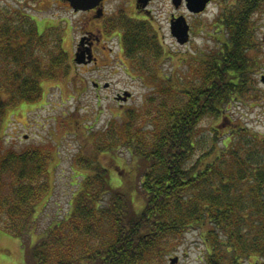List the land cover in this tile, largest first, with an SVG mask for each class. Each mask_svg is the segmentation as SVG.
<instances>
[{
    "label": "trees",
    "instance_id": "16d2710c",
    "mask_svg": "<svg viewBox=\"0 0 264 264\" xmlns=\"http://www.w3.org/2000/svg\"><path fill=\"white\" fill-rule=\"evenodd\" d=\"M245 1L227 21L231 35L224 44L194 57L200 62L194 80L161 75L158 61L164 50L158 36L136 22L128 28V55L140 71L150 72L153 90L146 106L142 114L129 111L105 130L89 131L96 153L79 156L77 163L93 174H83L70 211L36 238L37 205L51 190V156L40 147L0 156V225L22 240L26 264H156L192 229L207 245L205 264L262 263L264 139L246 135L239 145L215 128L209 135L199 129L204 115L218 120L230 103L253 94L251 14L264 0L251 9ZM5 5L0 6V115L22 101H40L42 82L71 70L62 28L48 24L41 31L33 16ZM149 56L154 65L147 69ZM143 121L149 127H141ZM122 147L136 162L123 173L135 177L130 187L114 188L113 167L96 156L119 159ZM5 173L13 178L7 193L1 188ZM136 188L143 193L139 206L131 196Z\"/></svg>",
    "mask_w": 264,
    "mask_h": 264
},
{
    "label": "rangeland",
    "instance_id": "374dc122",
    "mask_svg": "<svg viewBox=\"0 0 264 264\" xmlns=\"http://www.w3.org/2000/svg\"><path fill=\"white\" fill-rule=\"evenodd\" d=\"M121 1L113 0V3L109 5L113 14ZM168 1L155 0V6L152 7L154 27L147 26V31L150 30L149 35L156 34L154 28H157L162 34L161 40H164L165 50L163 48L164 54L159 58L158 71L160 70L161 75L172 73L175 76L194 80L200 68L199 58L194 57L196 54L203 56L207 52L212 53L211 50L216 46L215 40L208 39L213 30L206 27V30L198 36L195 35V42L189 48L178 47L169 34ZM5 4L20 10L21 13L33 16L41 31L48 24L62 28V45L68 53L71 64V70L65 74L66 76L60 72L58 79H48L42 82L43 96L40 101L29 103L22 101L13 107H7L5 113L0 115V156L10 150L22 151L33 147L46 148L51 156L48 167L51 190L49 196L44 195L37 205L38 220L33 230V236L36 238L43 234L57 218L63 217L70 211L74 194L80 187L83 174H93L92 170H86L77 163L79 156H93L96 153L93 147L94 138L91 134L88 135L89 131L105 130L112 121L123 120L126 112L129 111H138L142 114L146 106V98L153 88L149 85L152 83L151 77L149 78L150 72L140 71L138 63L128 55L127 49L126 51L119 50L115 42L110 43L113 46V52L107 54V58L102 59L100 65L89 66L76 63L74 58L77 52L81 51L77 50L81 39L79 19L83 17L76 14L68 2L62 0H38L37 2L0 0V6L5 7ZM216 11L217 7L210 6L199 19L203 18L205 24H211ZM263 23L264 14L257 22L258 27ZM196 28L200 32L199 24ZM150 41L158 46L157 39L154 40L151 37ZM105 56L103 55V58ZM250 56H255V52L251 50ZM147 63L149 65L147 69L152 68L153 58L149 56ZM262 67L261 65L258 68L255 67L254 71L257 75L255 74L254 77L253 94L228 105L229 109L225 113L233 123L226 118V115L218 120H214L211 115H204L199 128L201 135H209L215 128L220 136L231 135L233 141L239 142V145L241 143L239 140H246V135L251 138L255 136L259 140L264 139V84L259 82V75L264 71ZM93 80L100 81L101 88L97 89ZM105 82L110 85L103 86ZM123 90L130 91L132 94L131 99L129 96L123 102L126 104L125 107L120 106V101L115 97ZM148 123L150 124L149 121H143L141 127H149ZM235 135L236 138H234ZM220 146L224 147L221 141ZM118 154L119 159L113 154L112 156L99 154L96 157L101 159L103 164L107 163L106 165L113 167L110 173L114 188L128 186V183L130 187L135 173L124 174L123 172H127L136 162L133 161L131 152L125 147H122ZM123 175H129V178L127 176L124 178ZM12 184V176L5 173L2 176L1 188L4 186L3 190L7 193ZM132 193L131 196L136 206H139L142 203L143 193L137 188ZM109 196L110 194H107L104 204ZM206 250L207 245L202 240L201 232L192 229L184 234L175 250L162 257L156 264H173L171 259L175 257L177 258L175 264H205ZM254 259L252 263H255ZM260 259L262 263L259 264H264V256ZM0 264H26L22 240L10 234L1 225ZM244 264L250 263L246 260Z\"/></svg>",
    "mask_w": 264,
    "mask_h": 264
},
{
    "label": "flooded vegetation",
    "instance_id": "af4514ba",
    "mask_svg": "<svg viewBox=\"0 0 264 264\" xmlns=\"http://www.w3.org/2000/svg\"><path fill=\"white\" fill-rule=\"evenodd\" d=\"M155 0H122L120 5L117 6L116 12L113 14L109 9V5L113 3V0H102L99 5L89 10H79L76 14L83 17L79 19V26L81 27V39L79 40L77 50H81L83 53L81 58L83 62L80 65H100L102 59L107 58V54L113 52V46L111 42H115L119 46V50L126 51L127 30L133 23H139L147 28V26H153L152 20L154 19V10L152 7ZM169 34L178 47L189 48L194 44L195 35L198 36L206 30V27H210L213 33L209 35L208 39L215 40V48L224 44L223 39L225 36L230 37V27L227 26V21L232 18L233 15L237 16L240 12L241 5L246 3L245 0H208L205 4V8L202 11H195L192 9L191 0H169ZM250 9L255 7L256 0H249ZM252 4V5H251ZM246 5V4H245ZM155 6V5H154ZM210 6L217 7L216 14L213 16L211 24H205L204 19L199 17L205 14ZM264 2L259 5L258 10H254L251 14L254 21V27L250 30V48L255 52V56L251 57L254 60L256 68L259 65L264 68V23L262 26L257 25L258 20L264 14L262 10ZM215 10V9H214ZM236 12V13H235ZM234 16V17H235ZM261 16V17H260ZM178 19H184L185 24L188 26V40L185 43H181L173 32L176 27ZM227 19V20H226ZM226 20V22H225ZM237 20H235L236 22ZM199 24L200 32L197 31V25ZM79 29V27H78ZM156 35L159 38V44L163 48L164 40H161L162 34L157 28H154ZM238 29L235 31V36H238ZM165 50V48H164ZM259 53V54H258ZM103 55H106L103 58ZM75 59V58H74ZM77 63V62H76ZM105 64L104 62H102ZM78 64V63H77ZM257 75V72H255ZM264 71L259 75L260 84H264L263 81ZM94 86L101 88V82L93 80ZM110 83L105 82L103 86H109ZM126 90L118 92L117 95L123 94ZM116 97V96H115ZM132 98V95L129 99ZM120 106L125 107L126 104L123 101L119 102ZM228 118V116L226 117ZM229 121L231 120L228 118ZM233 123V121L231 120Z\"/></svg>",
    "mask_w": 264,
    "mask_h": 264
},
{
    "label": "water",
    "instance_id": "95a60500",
    "mask_svg": "<svg viewBox=\"0 0 264 264\" xmlns=\"http://www.w3.org/2000/svg\"><path fill=\"white\" fill-rule=\"evenodd\" d=\"M67 1L70 3L74 11H79V10H89L91 8L96 7L101 3L102 0H63ZM208 0H191L192 2V9L195 11H202L205 8V4L207 3ZM179 21L177 22L176 27H174L173 32L176 34L178 37L179 41L181 43H185L188 40V26L185 24L184 19H178ZM83 53L80 51L77 52L75 61L77 63L83 62V59L81 58V55ZM263 81H264V76H263ZM131 96L130 91H125L123 94L120 96H117V99H123L127 100L128 97ZM172 263L175 264L177 262V258H172L171 259Z\"/></svg>",
    "mask_w": 264,
    "mask_h": 264
}]
</instances>
